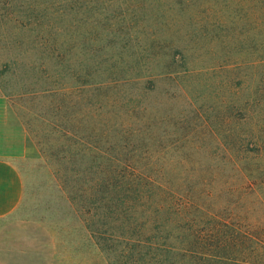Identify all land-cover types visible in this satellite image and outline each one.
Here are the masks:
<instances>
[{
  "label": "rangeland",
  "instance_id": "374dc122",
  "mask_svg": "<svg viewBox=\"0 0 264 264\" xmlns=\"http://www.w3.org/2000/svg\"><path fill=\"white\" fill-rule=\"evenodd\" d=\"M0 93V264H264V0H0Z\"/></svg>",
  "mask_w": 264,
  "mask_h": 264
},
{
  "label": "crops",
  "instance_id": "0c3cea01",
  "mask_svg": "<svg viewBox=\"0 0 264 264\" xmlns=\"http://www.w3.org/2000/svg\"><path fill=\"white\" fill-rule=\"evenodd\" d=\"M37 155L25 126L9 116L7 98L0 93V223L17 214L24 200L23 164Z\"/></svg>",
  "mask_w": 264,
  "mask_h": 264
}]
</instances>
